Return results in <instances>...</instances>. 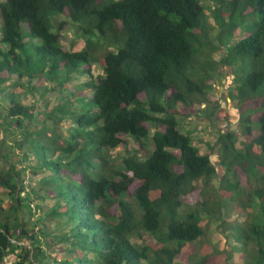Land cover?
<instances>
[{
  "label": "trees",
  "instance_id": "16d2710c",
  "mask_svg": "<svg viewBox=\"0 0 264 264\" xmlns=\"http://www.w3.org/2000/svg\"><path fill=\"white\" fill-rule=\"evenodd\" d=\"M221 69L244 141L218 137L211 200L199 183L218 178L214 149L182 126L213 118ZM263 86L264 0H0V264H208L216 247L182 249L214 220L224 264H264ZM238 176L261 186L257 212L228 226Z\"/></svg>",
  "mask_w": 264,
  "mask_h": 264
},
{
  "label": "rangeland",
  "instance_id": "374dc122",
  "mask_svg": "<svg viewBox=\"0 0 264 264\" xmlns=\"http://www.w3.org/2000/svg\"><path fill=\"white\" fill-rule=\"evenodd\" d=\"M208 4V3H207ZM210 5V4H209ZM209 14L211 12L209 11ZM60 21L68 22L67 17H60ZM209 22L213 23L214 20L212 17H209ZM74 29L73 33H68L67 38L68 42H71L69 46L72 48H78L81 46L82 41L80 40V34ZM220 27L216 24L213 29V35L216 38ZM70 48V47H69ZM68 49V48H66ZM217 59H221L220 53L217 54ZM220 68H223L221 66ZM234 86L232 77L223 69H221L220 75L218 76V81L215 85L213 91V98L215 99L214 103L210 105L209 110H213L214 106L218 103L220 105L219 109L215 110V115L213 118L209 119L205 114H201L199 116H195L192 119L184 120L182 129L186 134H188L192 140L194 145L198 146L202 153L207 154L210 151V146L213 147L214 152L212 154V161L216 165L218 170V178L214 179L208 185L204 182L199 183L201 188L206 189V195L208 199H213V193L215 194L216 190H220L224 186L222 185L223 177L226 176V169L221 165V154L220 148L217 146V140L221 133L232 132L237 137L236 144L238 148H243L244 136L242 133V127L240 122V113L236 103L234 102ZM261 92H264V86L261 89ZM56 97V95H54ZM51 99V97H49ZM61 100V103H64L65 100L61 97H57ZM53 102V101H52ZM206 106L203 107V109ZM259 127L258 124H256ZM0 136V140H1ZM132 145L129 147V151L126 149H121L113 153V158H124L129 155V152L133 153ZM16 164L19 163V159H16ZM0 168L7 169L6 162L0 161ZM232 176H230L231 178ZM239 179L243 182L240 187L244 190L242 195L238 200L227 199L226 204V216L228 226H245L252 222L254 219V214L257 212V206L255 204L256 197L255 191L260 189L261 186L257 184L254 180H243V178ZM225 192V191H223ZM228 196H232L231 193H227ZM22 198H26V194H22ZM187 200V199H186ZM27 203V200L24 201ZM36 207V206H35ZM217 221H212L207 224L206 235L203 236L202 240L194 242L192 245H188L182 249V254L184 256H190L191 254H197L200 256H204L205 252L210 247H216L222 254H216L214 257L209 258L208 264H224V260L226 259V255L224 253L225 248L230 250L228 246V240L225 237V234L221 232L224 230L225 224ZM220 225V228L217 230L216 226ZM244 253L240 252L237 254H233L234 259L239 260L242 258ZM16 258L11 256L8 260V264H14Z\"/></svg>",
  "mask_w": 264,
  "mask_h": 264
},
{
  "label": "built area",
  "instance_id": "2783aa9c",
  "mask_svg": "<svg viewBox=\"0 0 264 264\" xmlns=\"http://www.w3.org/2000/svg\"><path fill=\"white\" fill-rule=\"evenodd\" d=\"M32 208H33L34 210H36V207H35V205H34V204L32 205Z\"/></svg>",
  "mask_w": 264,
  "mask_h": 264
}]
</instances>
